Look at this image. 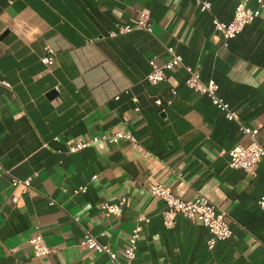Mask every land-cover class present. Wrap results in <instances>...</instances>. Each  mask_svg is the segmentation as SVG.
I'll return each instance as SVG.
<instances>
[{
    "label": "crops",
    "instance_id": "crops-1",
    "mask_svg": "<svg viewBox=\"0 0 264 264\" xmlns=\"http://www.w3.org/2000/svg\"><path fill=\"white\" fill-rule=\"evenodd\" d=\"M207 1L202 12L196 0H0V82L10 86L0 83V264H113L80 245L85 233L122 258L139 217L149 222L133 264H264V158L255 176L229 167L228 153L248 138L186 86L183 68L156 86L146 79L149 62L163 64L174 48L264 144V12L225 47L214 23L231 22L239 0ZM140 13L151 33L136 28ZM123 26L133 30L120 34ZM46 47L51 66L41 61ZM116 133L139 145L68 152ZM13 177L32 188H13ZM152 184L187 203L207 198L232 237L210 250L200 223L177 215L167 225ZM122 199L120 217L100 210ZM38 233L47 257L29 244Z\"/></svg>",
    "mask_w": 264,
    "mask_h": 264
},
{
    "label": "built area",
    "instance_id": "built-area-1",
    "mask_svg": "<svg viewBox=\"0 0 264 264\" xmlns=\"http://www.w3.org/2000/svg\"><path fill=\"white\" fill-rule=\"evenodd\" d=\"M15 0H10V3ZM202 12L211 10V3L207 0H196ZM252 0H239L236 5L234 16L231 22L222 23L215 22L214 30L217 35L221 36L224 41V46L227 47L230 40L236 38L243 32L247 25L251 24L264 12V0H254L255 6H251ZM137 29L146 32H152V23L150 17L146 13H140L137 21ZM133 29L129 26L119 27L118 32L125 34ZM45 56L41 59L42 63L47 66L53 64V51L50 47L45 48ZM166 52L169 59L163 64H159L156 58L152 59L150 64V72L147 75L149 84L156 86L167 80V73L176 68H183L187 73L185 81L186 86L195 93L207 96L212 104L219 109L228 121L236 122L239 126V131L242 135L248 138V144L237 145L228 153L229 167L234 170H242L248 174L255 176V168L264 158V144L259 139V131L249 128L240 123L239 116L236 111L232 110L230 105L218 95L219 86L214 80L203 82L198 68H193L184 64L183 58L172 47H167ZM6 87H10L6 82H0ZM58 91V90H56ZM176 94V92H173ZM157 103L160 104L158 101ZM128 141L133 146L137 147L138 141L130 134L116 133L114 135H102L95 137L88 142H80L69 147V153H75L87 147L94 146L99 143L117 144L120 141ZM148 156V154H146ZM8 173V172H5ZM11 186L13 188L22 186L25 191H29L31 187V179L12 178ZM152 196L161 199L167 206V211L164 213V221L167 225L174 223L177 215H182L193 223H200L210 233V238L207 242L208 248L212 250L218 242L229 240L233 232L228 224L226 215L219 211L216 205L205 197L198 196L193 202L187 203L175 196L169 187L161 184H152L149 188ZM87 187H79L71 191L73 196L85 193ZM64 193L69 191L64 189ZM126 203L122 199L118 203L105 202L100 205V210L109 216L120 217L123 212V207ZM51 204H54L51 202ZM264 207V198L260 202ZM149 219L139 217L135 227L131 230L126 247L123 250L122 258L110 250L107 246L98 242V240L86 232L80 245L90 251L106 254L113 264H133L136 259L138 241L141 238L143 231V223H148ZM29 244L33 249L36 258L47 257L51 250L47 246L42 234L38 233L29 240Z\"/></svg>",
    "mask_w": 264,
    "mask_h": 264
},
{
    "label": "water",
    "instance_id": "water-1",
    "mask_svg": "<svg viewBox=\"0 0 264 264\" xmlns=\"http://www.w3.org/2000/svg\"><path fill=\"white\" fill-rule=\"evenodd\" d=\"M52 95V94H51Z\"/></svg>",
    "mask_w": 264,
    "mask_h": 264
}]
</instances>
